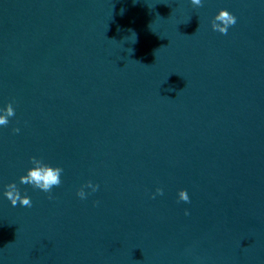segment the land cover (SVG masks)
Segmentation results:
<instances>
[{
	"label": "water",
	"instance_id": "obj_1",
	"mask_svg": "<svg viewBox=\"0 0 264 264\" xmlns=\"http://www.w3.org/2000/svg\"><path fill=\"white\" fill-rule=\"evenodd\" d=\"M9 103L0 264H264V0H0Z\"/></svg>",
	"mask_w": 264,
	"mask_h": 264
},
{
	"label": "clouds",
	"instance_id": "obj_2",
	"mask_svg": "<svg viewBox=\"0 0 264 264\" xmlns=\"http://www.w3.org/2000/svg\"><path fill=\"white\" fill-rule=\"evenodd\" d=\"M193 6L199 7L202 4V0H190ZM236 24V17L232 15L229 11L225 9H220L212 18L211 28L214 31H218L221 34H227L230 26ZM134 37L133 42L136 39L135 33L132 35ZM14 116V109L12 105L6 104L0 107V127L5 126L9 123V117ZM13 131L18 132L19 129H13ZM31 167L26 169L24 175L19 177V182L21 184H27L35 189H39L45 193H50L53 187L59 186L61 184V173L63 171L60 167H52L45 164L39 159L31 158ZM6 191L4 192V197L10 202V204L15 207L17 203L20 206L31 207V199L28 195H22L15 183H9L5 185ZM98 185L88 181L87 183L81 185L76 191V195L84 200L88 195L94 193L98 190ZM85 189L90 191L86 192ZM162 189L157 188L155 195H162ZM177 198L179 201L185 203L189 202V195L186 190H179L177 193ZM185 211V215H187Z\"/></svg>",
	"mask_w": 264,
	"mask_h": 264
}]
</instances>
